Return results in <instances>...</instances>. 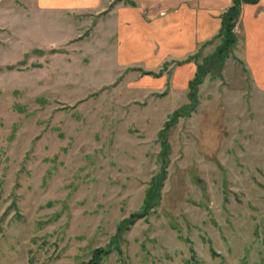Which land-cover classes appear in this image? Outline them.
<instances>
[{
    "label": "rangeland",
    "instance_id": "374dc122",
    "mask_svg": "<svg viewBox=\"0 0 264 264\" xmlns=\"http://www.w3.org/2000/svg\"><path fill=\"white\" fill-rule=\"evenodd\" d=\"M100 13L0 0V264H87L98 248V264H264V92L234 47L194 100L214 52L185 82L120 66ZM166 122L159 202L121 226L160 173Z\"/></svg>",
    "mask_w": 264,
    "mask_h": 264
},
{
    "label": "crops",
    "instance_id": "0c3cea01",
    "mask_svg": "<svg viewBox=\"0 0 264 264\" xmlns=\"http://www.w3.org/2000/svg\"><path fill=\"white\" fill-rule=\"evenodd\" d=\"M22 1L38 11L107 12L114 23L120 66L157 72L175 67L176 80L183 82L189 81V69L194 67L189 58L215 51L221 17L233 0ZM234 29L233 55L250 73L255 89L264 92V0L242 3Z\"/></svg>",
    "mask_w": 264,
    "mask_h": 264
},
{
    "label": "trees",
    "instance_id": "16d2710c",
    "mask_svg": "<svg viewBox=\"0 0 264 264\" xmlns=\"http://www.w3.org/2000/svg\"><path fill=\"white\" fill-rule=\"evenodd\" d=\"M256 0H233L232 5L227 9V11L221 17V27L218 34L220 38V43L216 47L214 53L211 55L209 60L202 66L198 67V71L194 74L191 81H189V95L191 100L195 99V93L197 86L201 83L202 79L206 74L209 73L211 67L216 63H221L223 59L227 56L229 50H231L236 43V36L233 33V29L238 21L240 14V6L245 2H255ZM180 116V113L176 111L172 115L173 121ZM171 126V123L166 122L164 128L158 132V137L160 141L161 152L159 158L161 161L160 173L152 180L149 188L146 190L145 197L143 200V205L140 211L133 213L128 219L124 220L121 226L133 223L136 219L146 216L150 209L155 207L160 199L159 190L162 180L165 177V166L167 164V154H168V144L166 141V133ZM119 230H122V227ZM115 238H113L114 242ZM109 253L108 248L95 249L92 253L90 260L87 264H98L102 259H104Z\"/></svg>",
    "mask_w": 264,
    "mask_h": 264
}]
</instances>
